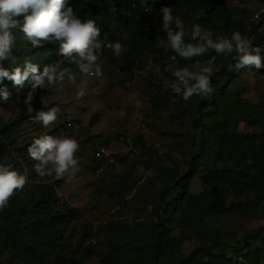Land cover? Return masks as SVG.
Returning a JSON list of instances; mask_svg holds the SVG:
<instances>
[{"label":"rangeland","instance_id":"1","mask_svg":"<svg viewBox=\"0 0 264 264\" xmlns=\"http://www.w3.org/2000/svg\"><path fill=\"white\" fill-rule=\"evenodd\" d=\"M76 1L78 0H66V4L72 6ZM137 1L141 3V0ZM209 1L189 0L187 3L176 4L174 0H157L153 4L152 0H148L150 7L144 15V20L148 25L161 29L163 21L160 9L171 7L173 16H179L183 21L186 32H190L194 24H200L203 29L211 30L213 39L218 36L230 37L234 31H239L245 36L249 18L260 4L258 0ZM220 7L228 11V31L222 29L224 20L221 19L222 14L218 13ZM107 28L108 32L99 38L102 48L98 53L97 66L101 75L85 78L84 95H77V86L69 83L67 79L62 90L59 86L37 89L31 102L33 113L59 107V118L55 125L47 129L39 124L27 122L14 137V143L20 145L29 137L55 131L57 136L67 135L75 138L80 145L75 154L78 170L74 175L60 180L51 177L42 179L35 173L33 161L31 170L25 169L28 184L14 196L26 201L38 185L45 184L52 187L60 210L63 205L68 211L75 213L78 219L72 220L68 226L64 243L73 246L76 242L74 239H78L76 250L88 249L93 254L83 258L86 252L77 251L72 255L73 264H115L114 259L110 257L114 255L111 254L110 241H114L116 245L126 242L134 248L142 247L139 237L149 231L151 224L156 223V217L152 214L154 205H159L160 195L166 186L173 184L185 169L181 139L187 133L196 132V128L189 127L186 120L175 112L178 106L186 107L183 101L169 99L162 104L163 110H157L150 104L145 93L152 86L153 80L155 86L160 87L162 96L167 94L159 67L191 68L197 62H206L207 66L213 69L212 75L223 67L221 56H217L212 50L192 60L179 57L173 60L172 56L160 60L156 55L146 53L137 54L130 60L126 44L131 37L138 35L139 23L133 21L129 25L120 26L113 18H109ZM117 41L125 49L118 57L107 47L108 43ZM185 42H193L190 35H185ZM257 47L262 49L261 55L264 57V44ZM157 48L163 53L169 51L167 39H158ZM209 55L214 56L205 60L204 57ZM126 60L127 63L132 62L131 70L122 73L120 70L127 64L124 62ZM45 65L51 64L41 65V71ZM60 68H64L62 64ZM233 76V81L228 84L229 89L241 103L254 110V115L238 122L232 131L240 135H253L255 138L264 137V68H245L236 71ZM79 83L78 75L77 84ZM30 90L27 82L23 89H8L11 93L10 100L6 103L0 100L2 122L13 120L23 113L29 115L24 100ZM208 97L209 95L206 96L207 99ZM42 99L45 103H42ZM208 109L202 110L201 115ZM128 129L132 130V134L127 141L120 142L118 139L127 134ZM134 137L136 138L133 139ZM97 146L106 147L114 156L115 164L96 175L92 172L89 160L91 151ZM197 148L198 139L194 136L191 149L196 151ZM153 155L158 156V160H155L157 163L153 167L144 168L143 163ZM9 157L6 152L0 156V163L6 164ZM192 163L202 167V172L188 181L187 194L215 192L217 188L202 181L206 173H213L215 166L197 158L192 160ZM130 164L135 165L132 173L119 183L118 175ZM246 170L247 180L244 178L237 190L227 188L226 195L222 198L224 211L208 218L201 230H169L168 239H175L179 246L175 253L166 255V263L199 249L201 261L208 260L214 264V256L229 259L236 254L240 246L244 248L252 244L253 247L256 244L247 234L264 225V214L257 212L258 209L256 214L245 211L256 206L260 189L256 169L247 167ZM249 179L253 180L249 182ZM242 210L245 212H241ZM162 211L164 218L169 216V208L160 210L159 214L162 215ZM5 224V220L0 219V226ZM1 243L0 240V264H20L25 254L13 250L9 243ZM36 264L53 262L47 255H41Z\"/></svg>","mask_w":264,"mask_h":264},{"label":"trees","instance_id":"2","mask_svg":"<svg viewBox=\"0 0 264 264\" xmlns=\"http://www.w3.org/2000/svg\"><path fill=\"white\" fill-rule=\"evenodd\" d=\"M188 1L174 0V3L182 4ZM206 1L210 2L209 0ZM221 1L219 0V2ZM258 1L262 3L264 0ZM71 7L82 20H95L101 30V36L108 32L107 21L109 18H113L115 23L120 26H126L137 21L140 25V31L137 36L131 37L126 44L128 48L126 52L129 53L130 60L141 53L156 55L160 60L176 55L171 49L164 53L160 51L161 49L158 50L157 41L161 38L167 39L166 33L162 27L161 29L154 28L153 25H148L145 22L144 15L148 13V7L142 6L137 0H78ZM144 9L146 12H143ZM218 13L222 14L221 19L224 20L222 29L228 31L226 30L227 22H229L227 9L220 7ZM263 21L262 19L259 23L247 28L245 36L250 39L254 48L264 44V31H258ZM108 36L110 37L109 34ZM17 37V42L13 48L15 61L3 62L4 67L9 68V70L16 66L22 67L26 58L39 64L40 67L43 64H54L63 58L59 55V44H44L42 47H33L24 41L20 34H17ZM213 56L209 55L204 59L209 60ZM234 56L235 54L221 56L220 60L223 67L210 77V86L213 91L209 94L208 99L206 96H193L190 102H184L172 93L166 82L173 78L169 72L165 71L166 67H159L167 94L162 96L160 87L155 86V80H153L152 86L145 93L150 104L157 110H163L162 104H165L169 99L183 101L186 107L178 106L175 108V112L180 118L186 120L189 127L196 128V132L187 133L181 139V145L184 148L182 156H184L185 169L181 176L176 177L173 184L166 186L160 195L159 205H154L152 214L156 217V223L151 224L148 227L149 231L139 237L142 247L134 248L126 242H122L121 245H116L114 241L109 242L112 248L111 254H114L110 257L114 259L115 264H211L208 260L206 262L201 261L199 249H194L188 255L180 256L172 262L166 263V255L175 253L179 246L175 239H168L169 230L171 228L201 230L208 218L224 211L222 198L226 195L227 188L236 189L243 183L244 178L247 180V167L256 169L260 189L256 206L247 208L245 211L251 214L260 211L264 214V137L255 138L253 135H240L232 131L238 122L252 118L254 115V110L241 103L236 94L229 89L228 84L233 81V74L236 73L235 70H230V66L237 62ZM127 60L124 62L127 63ZM61 64L63 67L75 69V66L67 60H63ZM131 64L132 62L127 63L120 71L122 73L129 72ZM0 87L12 90L17 88L8 80H4ZM206 108L209 109L201 115L200 112ZM35 113L31 115L34 116ZM27 122L32 123L29 115H24V113L5 123L0 120V156L7 152L10 157L6 164H11L14 170H18L21 174L25 173V175V169L31 170L33 162L28 157L27 149L32 140L39 137H29L20 145L14 143V137ZM46 134L57 136L55 131ZM194 136L198 139L196 151L191 149ZM94 150L91 151L89 160L92 172L95 169ZM155 156H150L143 163L144 168L153 167L157 163L155 160H158V156ZM196 158L203 159L215 166L213 173H206L202 177L204 184L217 188L215 192L187 194L186 184L188 181L194 175L202 172V167L192 163V160ZM134 166V164L128 165L123 173L118 175L119 183H122V179L132 173ZM251 180L249 179V182ZM248 186L250 188V185ZM54 195L51 186L38 185L35 192L26 201L12 197L7 208L0 211V219L6 222L5 226H0L1 244L9 243L13 250H19L25 254V258L20 260V264H36L41 255L50 257L53 264H73L72 255L83 250H76L78 239H74L76 242L73 246L65 245L64 240L68 226L72 220L78 218L74 212L68 211L63 205H59L62 208L60 210ZM167 208H169L170 214L164 218V212H161L162 215L159 212ZM257 209L258 211L255 212ZM245 211L242 210L241 212ZM247 235L256 243L253 247L252 244L244 248L240 246L239 250H236V254L229 259L214 256L213 263L264 264V225ZM83 251L86 252L83 258L93 254L88 249Z\"/></svg>","mask_w":264,"mask_h":264},{"label":"clouds","instance_id":"3","mask_svg":"<svg viewBox=\"0 0 264 264\" xmlns=\"http://www.w3.org/2000/svg\"><path fill=\"white\" fill-rule=\"evenodd\" d=\"M153 4L157 0H152ZM144 7H150L148 0H141ZM162 30L166 33L167 44L176 55L183 60H192L204 56L209 50L217 56H232L237 61L230 70L239 72L242 69L264 68L262 49L252 47L251 41L239 31L228 36H218L213 39L211 30L203 29L200 24H194L190 32H186L183 21L179 16H173L171 7H162ZM259 15V14H258ZM255 17L256 19H258ZM175 26L174 28L172 26ZM17 34L33 47L44 44H59V55L63 57L51 65H40L26 58L23 66L4 67L3 62L13 60V48L17 42ZM190 35L191 41L185 42V35ZM101 30L95 20H82L74 12L66 0H0V85L4 80L12 82L14 87L23 89L26 82L30 85L24 103L27 113L33 123L47 129L55 125L59 118L60 108L51 107L47 111H37L31 102L37 89L59 86L62 90L65 79L77 86V95H84L86 77L99 76L101 70L97 66L98 53L102 48L99 40ZM114 56L124 52L123 45L117 41L108 43ZM63 60L75 66L60 68ZM171 74L167 87L184 102H190L193 96L205 97L213 89L211 79L213 69L207 63L197 62L191 68L173 69L166 67ZM80 83L77 84V76ZM11 93L6 87H0V100L8 102ZM42 103H45L42 99ZM78 141L70 136H53L48 134L34 138L27 149L28 157L34 161V171L40 178L51 177L56 180L71 177L78 170L76 153L79 151ZM25 174L13 169L11 164L0 163V211L7 208L10 200L28 184Z\"/></svg>","mask_w":264,"mask_h":264},{"label":"built area","instance_id":"4","mask_svg":"<svg viewBox=\"0 0 264 264\" xmlns=\"http://www.w3.org/2000/svg\"><path fill=\"white\" fill-rule=\"evenodd\" d=\"M133 6V5H132ZM143 12H146V9L143 10ZM259 14V15H258ZM256 19L255 17H257ZM264 20V1L260 3L257 8L254 10L252 15L249 18V26L255 25L259 23L261 20ZM249 26L247 28H249ZM258 31H264V21L261 23L260 28ZM132 130L128 129L127 134L125 133L122 137H120L118 140L121 142L123 140L127 141V138L129 137ZM93 159H94V174H100L105 168L110 167L115 164L114 156L109 152V150L104 146H97L93 152Z\"/></svg>","mask_w":264,"mask_h":264}]
</instances>
